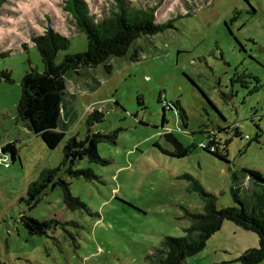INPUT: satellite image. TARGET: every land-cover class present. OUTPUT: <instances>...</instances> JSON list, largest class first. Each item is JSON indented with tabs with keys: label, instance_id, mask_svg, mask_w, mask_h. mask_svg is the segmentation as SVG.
<instances>
[{
	"label": "rangeland",
	"instance_id": "obj_1",
	"mask_svg": "<svg viewBox=\"0 0 264 264\" xmlns=\"http://www.w3.org/2000/svg\"><path fill=\"white\" fill-rule=\"evenodd\" d=\"M8 1L18 15L0 14V148L18 139L19 159L5 156L10 167L0 164V264H159L163 240L185 236L191 225L186 211L204 210L195 183L215 194L219 207H231L228 168L264 176V0H139L155 8L157 19L172 12L162 21L172 27L139 41V61L111 58V72L100 65L68 79L77 100L67 139H85L88 114L99 109L105 121L93 129L119 130L115 145H99L109 166L88 159L76 164L92 168L97 179H69L72 194L88 209L68 210L59 187L27 205L29 185L60 165L64 146L49 149L16 121L23 77L44 72L29 28L44 31L40 21L52 16L70 39L57 65L67 55L87 52L88 40L65 10L66 0ZM86 2L96 20L117 9L114 0ZM220 127H238L243 139L249 136L220 133L229 163L200 148L207 131ZM23 215L61 224L33 236ZM258 241L255 233L225 222L184 264H239Z\"/></svg>",
	"mask_w": 264,
	"mask_h": 264
},
{
	"label": "trees",
	"instance_id": "obj_2",
	"mask_svg": "<svg viewBox=\"0 0 264 264\" xmlns=\"http://www.w3.org/2000/svg\"><path fill=\"white\" fill-rule=\"evenodd\" d=\"M114 2L117 9L112 14L103 15L100 20H96L86 0H66L65 10L72 15L79 29L87 36L88 50L82 54L67 55L59 65L55 62L58 52L66 51L71 42L59 29L54 18L51 16L48 21L43 19L40 21L44 28L42 32L33 27L29 28L30 39L40 53L44 72L31 70L23 77L16 121L51 150L64 143L60 165L42 171L39 179L29 185L26 201L29 206H35L51 187H59L68 210L73 212L87 210L88 206L72 194L69 179L83 178L92 181L98 177L92 168H78L77 162L88 159L90 163L103 167L111 163L100 156L99 145L102 143L115 145L119 130L104 134L93 129L96 123L105 121V110L89 112L85 139L76 136L67 139L66 131L74 121L77 100L76 95L68 88V79L83 76L86 69L106 65L111 58L129 56L132 61L137 62L144 50L139 41L163 33L172 27L170 22L163 23L172 12L161 20L157 19L155 8L145 7L139 0ZM7 3L14 4L8 0H0V14L18 15L7 8L10 5H6ZM188 15L189 13H184L180 16ZM106 69L111 72L112 67L106 65ZM2 77L12 82L9 73L3 74ZM224 96L227 97L226 94ZM167 107L168 104L164 109ZM217 130L207 131L208 142L200 143V148L219 161L229 163L227 150L221 148L220 133L233 132L234 138L246 139H243V133L238 127H220ZM17 143L18 141H11L2 146L0 155L17 161L19 159ZM228 169L232 176L231 193L235 204L231 207H219L218 197L195 183L194 190L204 201V210L201 213L186 211L191 225L185 229V236L166 237L163 240L162 248L156 253L159 264H184L188 258L206 248L207 242L221 231L225 222H231L258 236V246L243 252L237 262L239 264L264 262V176L256 170H242L244 173L241 174L242 172L232 170L231 167ZM21 219L24 227L33 236L46 235L54 226L61 224L55 219L40 221L26 215Z\"/></svg>",
	"mask_w": 264,
	"mask_h": 264
},
{
	"label": "built area",
	"instance_id": "obj_3",
	"mask_svg": "<svg viewBox=\"0 0 264 264\" xmlns=\"http://www.w3.org/2000/svg\"><path fill=\"white\" fill-rule=\"evenodd\" d=\"M246 140L249 139V136L245 137ZM0 164L4 165L5 167H10V163L8 161V159H4L3 156L0 155Z\"/></svg>",
	"mask_w": 264,
	"mask_h": 264
},
{
	"label": "crops",
	"instance_id": "obj_4",
	"mask_svg": "<svg viewBox=\"0 0 264 264\" xmlns=\"http://www.w3.org/2000/svg\"><path fill=\"white\" fill-rule=\"evenodd\" d=\"M27 129V128H26ZM28 130V129H27ZM29 131V130H28ZM30 132V131H29ZM31 133V132H30ZM32 134V133H31ZM33 135V134H32ZM15 140H17L18 141V139H15Z\"/></svg>",
	"mask_w": 264,
	"mask_h": 264
}]
</instances>
